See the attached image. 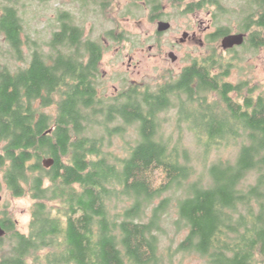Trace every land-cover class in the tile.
I'll use <instances>...</instances> for the list:
<instances>
[{
  "label": "trees",
  "instance_id": "trees-1",
  "mask_svg": "<svg viewBox=\"0 0 264 264\" xmlns=\"http://www.w3.org/2000/svg\"><path fill=\"white\" fill-rule=\"evenodd\" d=\"M18 1L0 0L8 53L23 61L22 47L30 50L25 67L0 62V173L32 205L27 233L6 228L5 264H156L161 216L171 207L175 225L188 230L182 249L207 264H264V90L228 81L229 65L213 54L176 80L133 84L106 100L91 80L104 44L60 12L45 53L26 34ZM172 108L203 154L240 143L235 160H217L192 180L187 149L160 137L159 116ZM128 127L137 139L121 156L109 152L104 146ZM44 159L53 165L45 169Z\"/></svg>",
  "mask_w": 264,
  "mask_h": 264
},
{
  "label": "rangeland",
  "instance_id": "rangeland-1",
  "mask_svg": "<svg viewBox=\"0 0 264 264\" xmlns=\"http://www.w3.org/2000/svg\"><path fill=\"white\" fill-rule=\"evenodd\" d=\"M160 3L165 15L172 23V31L155 40L156 24L148 18V2ZM173 0H50L46 2L19 0L16 4L18 13L25 25L26 34L31 41L36 42L45 53H48V43L53 33L59 31L58 16L60 12H67L72 16L75 24L84 30V37L97 40L104 44V56L101 61L100 74L105 75L101 79L103 86L109 85L121 88L130 83L138 87L154 89L165 81L176 80L180 72L190 65L191 60L207 56V54L186 53L189 48L180 50L175 54L178 60L172 63L167 58V53L157 47H166L167 41L181 36L188 26L200 27L208 22L210 16L206 9L197 15H180L181 7L172 4ZM184 4L196 0H182ZM229 3H228V2ZM225 2L226 7L232 3ZM221 24L230 27H238L240 20L235 17H225ZM201 22V24L199 23ZM236 26V27H235ZM113 32V35H108ZM153 46V49L149 48ZM198 51V50H196ZM29 46L22 47L24 60L19 61L8 53L7 45L0 36V62L6 64L11 70L25 67L29 61ZM221 55V54H220ZM229 63L230 70L228 81L233 84L242 81H250L258 85V90H264V47L257 49V53L248 50L234 54H222ZM131 59V61H130ZM103 78V77H102ZM127 81V83H126ZM112 91L109 92L111 94ZM46 113L53 114L54 109H45ZM162 129L160 137L164 141L179 143L187 149L191 156V165L195 172L192 180L206 178V170L209 165L217 160L234 161L240 143L224 145L219 149L213 148L210 153L203 154L194 133L189 131L187 125L179 123L176 110L171 109L159 116ZM136 128L128 127L123 137L117 136L110 139L111 145H105L109 152L115 155H123L136 139ZM1 176V174H0ZM8 213L15 219L17 230L27 233L30 222V209L32 201L28 197L10 199L7 190L4 192ZM122 204L118 205V208ZM175 207L168 210V214L161 216L160 226L162 230L157 233L159 239L158 260L156 264H207V260L191 250L180 247L188 230L179 224L175 225L178 215ZM6 243L4 249H6Z\"/></svg>",
  "mask_w": 264,
  "mask_h": 264
},
{
  "label": "flooded vegetation",
  "instance_id": "flooded-vegetation-1",
  "mask_svg": "<svg viewBox=\"0 0 264 264\" xmlns=\"http://www.w3.org/2000/svg\"><path fill=\"white\" fill-rule=\"evenodd\" d=\"M227 0H196L191 3L184 4L182 0H173L172 4L175 6L181 7L180 15H197L200 11L206 9L207 15L210 16L208 18V22L200 27L196 26H188L187 29L183 30L181 36L178 38L171 39L169 42L167 41L166 47H157L160 50H164L167 53V58L169 59V54L172 53L175 55L176 62L178 60L176 52L180 50H185V48H189L190 52L184 51L186 53H201L213 55L216 54L222 58V60L229 65L223 58L222 54H234L238 52L249 51L251 53H257V4L258 0H231V6L226 7ZM148 2L146 7L149 9L147 18L154 24H156L155 30V40L158 43L160 38L164 37L166 34L172 31V23L168 20L165 15V11L163 10V6L160 3ZM228 2V1H227ZM229 3V2H228ZM231 16L235 17L237 20H240V24L238 27H230L221 24L225 19V17ZM165 22L169 24V29L164 32H158L157 27L158 23ZM201 24V22H199ZM229 35H242L243 40L241 45L233 46L229 49H223L221 43L222 40ZM87 37V36H86ZM153 49V46L149 48ZM198 50V51H196ZM221 54V55H220ZM104 54L101 56L100 60L96 64V69L99 71L98 74L91 78L93 83H100L101 79H105V75L100 74L101 69V61L103 59ZM202 57L200 61L203 59ZM88 59V58H87ZM85 60V59H84ZM170 60V59H169ZM131 61V59H130ZM171 61V60H170ZM194 61H199L198 59L191 60L190 65L193 64ZM172 62V63H174ZM189 65V66H190ZM188 67V66H187ZM185 69V68H184ZM183 69V70H184ZM230 70V66H229ZM182 72H180L181 74ZM103 77V78H102ZM228 80V79H227ZM127 83V81H126ZM134 83H130L126 86L121 87L120 89L109 85L103 86L102 82L99 84L101 88L96 89L94 86V91L98 94H103L106 100H112L118 98V96H122V94H126ZM137 85V84H136ZM112 91L111 94L109 92ZM1 174V173H0ZM6 185L4 183L3 175L0 176V229L4 231V235L0 238V264H5V240H6V228L11 226L17 230V221L11 217V214L8 213V207L5 199ZM8 191V190H7ZM9 192V191H8ZM10 199H18L20 197L13 196L10 192ZM20 233V232H19Z\"/></svg>",
  "mask_w": 264,
  "mask_h": 264
},
{
  "label": "water",
  "instance_id": "water-1",
  "mask_svg": "<svg viewBox=\"0 0 264 264\" xmlns=\"http://www.w3.org/2000/svg\"><path fill=\"white\" fill-rule=\"evenodd\" d=\"M168 29H169L168 23H165V22L158 23V27H157L158 32H164V31H167ZM242 40H243L242 35H229L222 40L221 45H222L223 49H229V48H232L233 46L241 45ZM168 56H169V59L171 60V62H174L176 60V57L174 54L170 53ZM53 163L54 162L52 159H44L42 161V166L45 169H48L53 165ZM3 235H4V231L0 229V238Z\"/></svg>",
  "mask_w": 264,
  "mask_h": 264
}]
</instances>
